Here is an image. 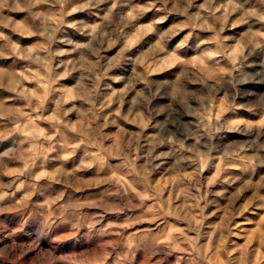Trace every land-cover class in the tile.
<instances>
[{
    "label": "rangeland",
    "instance_id": "374dc122",
    "mask_svg": "<svg viewBox=\"0 0 264 264\" xmlns=\"http://www.w3.org/2000/svg\"><path fill=\"white\" fill-rule=\"evenodd\" d=\"M151 2L136 0L145 8ZM204 3L195 0L186 17L156 2L137 14V27L126 40L115 42L99 35L110 0L98 8L84 6L87 0H67L63 8L56 0H40L31 11L5 10L0 22V208L29 196L30 206L43 198L63 202L60 197L104 196L123 211L105 215L103 224L131 226L122 232L111 228L94 244L77 245L78 233L59 231L56 235L67 239L54 246L36 238L31 215L0 213V251L7 256L0 264H100L104 243L116 245L104 262L113 264L121 243L117 232L124 238L137 234L135 264H264V26L236 24L217 33L194 19L160 43L147 27L162 16L167 19L155 25L156 31L188 23ZM244 7L260 10L261 5L248 0ZM235 20L234 14L230 23ZM161 44L166 53L159 51ZM97 47L107 71L95 76L96 106L112 91L119 98L92 120L91 114L81 118L72 109L86 113L90 107L93 83L88 78ZM69 123L74 128L90 123L89 134L106 124L99 135L108 137L102 145L112 153L113 171L94 166L75 173L79 184L64 182L61 172H72L85 154ZM126 144L136 149L140 176L129 174ZM145 175L149 191L139 182ZM201 195L206 200H198ZM128 201L140 206L124 207ZM161 203L167 214L154 216L148 209ZM14 243L24 246L20 261L8 251ZM38 249L51 250L53 258L36 261Z\"/></svg>",
    "mask_w": 264,
    "mask_h": 264
},
{
    "label": "clouds",
    "instance_id": "9594fccd",
    "mask_svg": "<svg viewBox=\"0 0 264 264\" xmlns=\"http://www.w3.org/2000/svg\"><path fill=\"white\" fill-rule=\"evenodd\" d=\"M40 0H0V22H2L4 17L5 10L9 12L15 11H31L34 8L36 3H39ZM56 2L63 8L64 4L67 3V0H56ZM109 0H87V5L90 7H99L101 4L108 3ZM156 2H159L164 9L168 12H181L186 17L188 16V9H190L195 0H153V2L149 3L145 8L136 4V0H110V8L106 16L104 17L103 28L104 30L99 32L101 37H106L108 39L115 41H119L122 38L124 40L127 39L128 32H132L137 27V14L142 13L144 11H148L151 8L156 6ZM248 0H244V4H247ZM261 8L260 10H256L251 7H244V4L238 2V0H224V3L219 5L216 4V0H205L204 4L199 5L198 7L201 9V12H198L193 17L188 18V23L184 24H176L167 30L156 31L155 25L163 24L167 19V16H162L159 19L154 20L151 24H149L148 30L156 32V36L159 38L158 43L165 40V38H171L177 34V32L182 31L184 27L189 26L192 20L198 19L199 25L211 28L213 31L217 33H223L225 28L235 27L236 24H247L249 27L254 23H260L261 26H264V0H259ZM81 6V7H84ZM64 15H68L70 13H62ZM235 14L236 20L230 23V18ZM33 17L37 16V13H32ZM11 22V21H10ZM75 27V25H72ZM99 28V26H97ZM127 29V32L125 31ZM85 31H92L93 29L85 28ZM3 34L0 33V36ZM227 39V37H224ZM71 43V41H68ZM100 43L99 41L97 42ZM103 45L100 44V47ZM160 52H165L166 50L163 48L162 44L159 47ZM93 54L96 56V62L93 65V75L88 79L91 83H93V89L88 96V101L90 107L87 109L86 113H81L80 109H72L77 113H80L81 118L84 116L91 114V119H96V113L102 108L108 106V104L115 98L118 100L119 94L115 91L110 92L107 99L100 105L98 109L96 106L95 96H96V88L95 84L98 83V80H95L96 73L99 72L100 75H104L107 71V68L100 64V61L103 59L100 55V48L97 47L94 49ZM3 53L0 52V56ZM108 67H111V63H109ZM142 95V94H141ZM67 115V113H65ZM115 115H119L116 113ZM114 122V121H112ZM105 125H98L97 129H93L91 134H89V129L91 127L90 123H85L79 126V128H74L71 123L67 125V127L72 132L79 133V142L85 145V154L84 159H82L79 164L73 169L72 172L62 171L61 176L65 183L69 184H79V180L76 178L75 173L81 172L84 170H92L95 166L96 169L107 170L109 172L113 171L112 163L109 160V157L112 153L103 147L102 141L108 139V137L100 136L99 132L102 130ZM227 127V125H225ZM99 137V139L97 138ZM78 144H66L64 147L69 149H75ZM129 151L125 155V162L129 167V174L135 173L136 176H140L141 173L136 172L134 166L135 160V147L132 145H127ZM94 149V150H89ZM161 155H164L163 153ZM62 160L68 159L67 156L61 157ZM59 171V170H58ZM71 178V179H69ZM49 179L55 180L56 183H60V180L55 176H50ZM110 179V177H109ZM188 179L195 180V176L189 174ZM142 184H145V191H149L147 187V176L139 181ZM191 186L195 187L196 184H192ZM81 191L80 187L75 188V192L79 194ZM124 191H128V189H124ZM107 195H113V193H108ZM43 196V193H42ZM2 199V197H0ZM31 196L26 197L23 201L17 203L16 205L10 208H0V213L4 212H17L22 216H32V226L35 228V235L37 239L46 240L50 245L58 246L62 244L67 237H59L56 235L59 231H68L72 233H78L79 238L74 241L75 244H80L83 242L84 244H94L98 243L99 240L104 237V233H107L111 228H118L121 232L130 227L129 224H119L113 225L109 224L105 226L103 224L104 216L112 213L115 210L123 211V209H116L114 205L108 204L104 196H100L97 199H84L81 198L80 195H73L68 198V200H63V197H60L58 201H52L48 198H43L40 202L34 203L31 206L29 205V200ZM198 200H206V196L201 195L197 197ZM52 203H56L55 209L50 207ZM139 204H131V201H128L124 207L135 208L139 207ZM196 208H200L199 203L194 205ZM150 212L154 214V216L165 215L168 212V209L164 207V204L161 203L158 206L154 205L152 208L148 209ZM34 213V215H33ZM200 219H203V209L200 208ZM195 220V217H193ZM140 221H135V223H139ZM200 220H196V224L198 225ZM223 227V225L219 226ZM121 232L114 233V235L121 237V243L119 247V252L116 253V259L113 264H135V254L133 249L136 248V239L137 234L132 233L128 237L124 238L121 236ZM14 234V233H13ZM141 241L147 239V234H141L139 236ZM29 247H35V245H29ZM102 249L101 255L98 257L100 264H104L106 260L112 257V253L116 252V245H109L108 243H104L100 245ZM111 247V251L109 248ZM13 256L15 257V261H20L24 255V246L13 244L11 249ZM121 253L123 255H121ZM0 257H4L7 259L6 252L0 251ZM53 258V253L51 250L44 251L42 249L37 250V254L35 257L36 261L42 259ZM14 264V262H13ZM28 264H32L31 261Z\"/></svg>",
    "mask_w": 264,
    "mask_h": 264
}]
</instances>
